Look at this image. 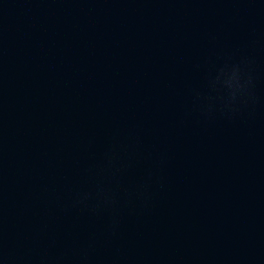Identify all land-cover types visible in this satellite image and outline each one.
<instances>
[{
	"label": "water",
	"instance_id": "obj_1",
	"mask_svg": "<svg viewBox=\"0 0 264 264\" xmlns=\"http://www.w3.org/2000/svg\"><path fill=\"white\" fill-rule=\"evenodd\" d=\"M0 264H264V0H0Z\"/></svg>",
	"mask_w": 264,
	"mask_h": 264
}]
</instances>
